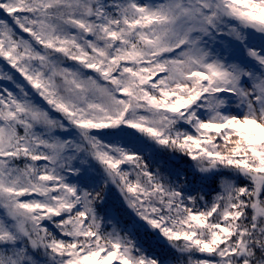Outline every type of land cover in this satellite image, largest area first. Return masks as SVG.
I'll return each instance as SVG.
<instances>
[{
    "label": "snow or ice",
    "instance_id": "1",
    "mask_svg": "<svg viewBox=\"0 0 264 264\" xmlns=\"http://www.w3.org/2000/svg\"><path fill=\"white\" fill-rule=\"evenodd\" d=\"M0 264H264V0H0Z\"/></svg>",
    "mask_w": 264,
    "mask_h": 264
}]
</instances>
